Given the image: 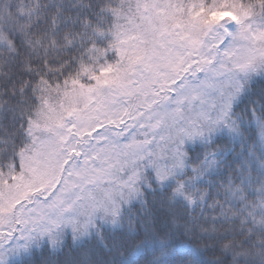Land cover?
Segmentation results:
<instances>
[{"label": "snow or ice", "instance_id": "obj_1", "mask_svg": "<svg viewBox=\"0 0 264 264\" xmlns=\"http://www.w3.org/2000/svg\"><path fill=\"white\" fill-rule=\"evenodd\" d=\"M0 264H264V0H0Z\"/></svg>", "mask_w": 264, "mask_h": 264}, {"label": "rangeland", "instance_id": "obj_2", "mask_svg": "<svg viewBox=\"0 0 264 264\" xmlns=\"http://www.w3.org/2000/svg\"><path fill=\"white\" fill-rule=\"evenodd\" d=\"M98 131L103 132L104 129L103 128H100V129H98ZM94 135H95V133H94Z\"/></svg>", "mask_w": 264, "mask_h": 264}]
</instances>
